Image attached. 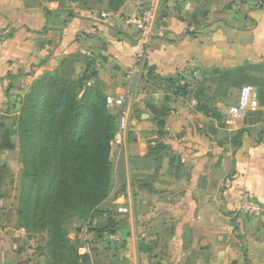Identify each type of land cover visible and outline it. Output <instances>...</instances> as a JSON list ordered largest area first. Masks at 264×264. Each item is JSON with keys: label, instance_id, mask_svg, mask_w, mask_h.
Returning a JSON list of instances; mask_svg holds the SVG:
<instances>
[{"label": "crops", "instance_id": "obj_1", "mask_svg": "<svg viewBox=\"0 0 264 264\" xmlns=\"http://www.w3.org/2000/svg\"><path fill=\"white\" fill-rule=\"evenodd\" d=\"M146 1L127 0L113 12L105 2L82 7L0 0V133L12 125L35 80L59 74L65 59L72 78L80 79L86 65L74 56H93L87 85H97L105 96L122 97L129 113L120 135L126 193L136 173V233L121 234L122 247L111 255V264H264V211L254 216L241 209L247 198L264 206V139L255 141L254 126L241 122L222 128L203 113L212 107L219 112L222 103L237 100L236 88L224 99L215 95V70L264 63V0H158L145 64L134 69L136 34L123 19ZM106 11L116 18L100 19ZM181 81L187 85L182 96L175 93ZM163 108L162 161L156 180L138 189L153 170L132 168L129 159L148 155L154 113ZM119 110L109 108L116 117ZM118 127L117 119L116 132ZM241 127L247 132L233 150L221 131ZM5 142L0 136V144ZM8 142L14 148H0L6 187L12 180L10 195L0 199V264H31L33 252L28 256L27 243L22 244L31 238L16 219L19 185L13 184L18 178L10 177L13 160L19 158L17 138Z\"/></svg>", "mask_w": 264, "mask_h": 264}, {"label": "trees", "instance_id": "obj_2", "mask_svg": "<svg viewBox=\"0 0 264 264\" xmlns=\"http://www.w3.org/2000/svg\"><path fill=\"white\" fill-rule=\"evenodd\" d=\"M55 2L57 0H48ZM86 7L91 3H106L109 11L116 12L127 0H64ZM147 1L143 6H146ZM86 65L80 79H73L72 65L68 59L61 64L60 73H52L35 80L23 97L19 114L8 128L1 131L2 146L12 149L9 138H17L21 170L18 178L16 219L25 233L43 235L44 245L34 252L43 259L41 264H94L88 253L79 254L71 243L64 227V219L74 213L85 218L92 228L96 219L105 216L103 208L114 185L123 187L126 175L123 155L115 165L109 159L110 142L117 129V117L110 113L106 96L97 85H87L93 76L95 58L77 57ZM218 74L215 95L224 99L229 89H240L251 85L258 93L261 110L247 112L243 124L254 126L257 131L255 141L264 139V63L244 65L231 70H215ZM187 85L177 84L175 93L185 95ZM198 97V95H196ZM199 99V97H198ZM203 101V99H201ZM204 99V105L208 104ZM203 111L207 116L220 119L215 107ZM167 110H155V127L163 135L164 117ZM222 128L224 126H221ZM247 128L221 131V136L229 141L233 150L241 145ZM159 149L153 145L148 155L130 158L132 168L143 167L153 170L146 180L139 182L138 189L148 188L156 180V173L162 158ZM1 171V170H0ZM0 172V199L7 198L12 190ZM99 233L111 229L112 219L97 222ZM48 252L53 259L49 261Z\"/></svg>", "mask_w": 264, "mask_h": 264}, {"label": "rangeland", "instance_id": "obj_3", "mask_svg": "<svg viewBox=\"0 0 264 264\" xmlns=\"http://www.w3.org/2000/svg\"><path fill=\"white\" fill-rule=\"evenodd\" d=\"M44 1L51 2L48 0ZM57 3L60 6H65L69 2L57 0ZM107 106L108 108L112 107L109 105ZM229 106H231V104L224 103L219 106L220 119L218 120L221 122V126L233 128L234 126H239V124L243 122L246 114H243L238 118L229 117L226 113ZM157 132V129H155L152 134L151 143L154 147L157 149L159 147L160 149V144L161 147L164 146L163 141L166 134L163 131L164 134L161 136ZM114 141L115 140L113 137L110 142L109 159L114 167V170L116 171L115 165L120 154L124 152V148L123 146L120 147V144H117ZM19 162L20 157L18 160H13V165L11 166L12 171L10 177L13 178V181H17V178H19L20 175L18 171ZM130 180L132 184V190L127 193L126 185L123 187H120V185H114L103 208L105 211H107L105 216L102 219H96L93 222L92 228L88 227L85 218H79L74 213L68 214L64 219V227L67 231L69 240L77 247L79 254L88 253L91 255L94 264H111V255L116 253V251L122 247L123 240L120 239L121 234L127 233L129 231L136 233V173L131 174ZM13 185L17 187L19 185V181L15 182ZM16 187L15 192L17 193L18 188ZM119 197H123V200H126V204L123 203L122 199L117 201ZM11 206H13V204ZM108 217H110V219L113 221L111 229H107L102 233L97 232L96 230L99 228L97 227L96 223H104ZM43 237L44 236L41 234H36L33 235L30 240L22 241V244L23 242L27 243L25 244V250H30L28 252V256L31 255V252H33V256L30 260L31 264H41L43 261L41 257H38L36 254H34L38 246L44 245V241L42 242ZM47 254V259L51 261V259H53L51 253L48 252Z\"/></svg>", "mask_w": 264, "mask_h": 264}, {"label": "built area", "instance_id": "obj_4", "mask_svg": "<svg viewBox=\"0 0 264 264\" xmlns=\"http://www.w3.org/2000/svg\"><path fill=\"white\" fill-rule=\"evenodd\" d=\"M157 12L158 0H148L146 6L123 19V22L132 28L136 34V50L133 58L134 69L145 64L147 47L155 30ZM116 16L115 13L106 11L100 14V19L107 21L116 18ZM85 33L89 35L92 31L88 30ZM179 84L184 85V82L181 81ZM106 103L109 106H117L120 109L117 114L119 127L114 136V142L120 144V135L127 129L129 113L123 109L124 99L122 97L106 96ZM259 107L256 88L251 85H244L238 91L236 102L227 108L226 113L229 117L238 118L247 112L257 111ZM241 209L249 215L256 216L264 211V206L247 198L242 203Z\"/></svg>", "mask_w": 264, "mask_h": 264}]
</instances>
